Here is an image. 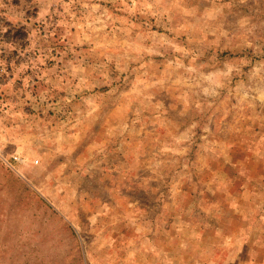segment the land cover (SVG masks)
I'll list each match as a JSON object with an SVG mask.
<instances>
[{
    "label": "rangeland",
    "instance_id": "rangeland-1",
    "mask_svg": "<svg viewBox=\"0 0 264 264\" xmlns=\"http://www.w3.org/2000/svg\"><path fill=\"white\" fill-rule=\"evenodd\" d=\"M0 264H264V0H0Z\"/></svg>",
    "mask_w": 264,
    "mask_h": 264
},
{
    "label": "built area",
    "instance_id": "built-area-1",
    "mask_svg": "<svg viewBox=\"0 0 264 264\" xmlns=\"http://www.w3.org/2000/svg\"><path fill=\"white\" fill-rule=\"evenodd\" d=\"M14 160H16V158H14Z\"/></svg>",
    "mask_w": 264,
    "mask_h": 264
}]
</instances>
